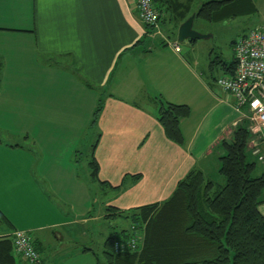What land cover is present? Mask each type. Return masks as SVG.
<instances>
[{
  "label": "crops",
  "instance_id": "obj_1",
  "mask_svg": "<svg viewBox=\"0 0 264 264\" xmlns=\"http://www.w3.org/2000/svg\"><path fill=\"white\" fill-rule=\"evenodd\" d=\"M262 1L238 0L233 8L252 14ZM260 16L231 39V60L232 42L264 25ZM172 28L146 26L134 0H0V194L22 195L21 206L8 207L14 215L0 207L10 223L0 224V238L25 231L37 264L62 249L53 243H77L74 228L84 227L77 234L85 235L104 220L105 239L116 231L119 217L108 218V206L127 211L160 203L194 168L223 181L220 141L238 124L250 130L249 154L258 160V172L264 170V130L211 71L203 76L194 54L197 40H186L193 55L184 53ZM223 61L219 57L217 64L227 75ZM160 100L189 107L180 120L181 144L168 139L157 120ZM88 129H94L96 179L89 162L85 170L79 167L77 156L78 135ZM94 181L110 192L96 214L90 202ZM258 209L264 216V202ZM74 248L76 258L94 254L90 247ZM14 254L19 264H30Z\"/></svg>",
  "mask_w": 264,
  "mask_h": 264
},
{
  "label": "trees",
  "instance_id": "obj_2",
  "mask_svg": "<svg viewBox=\"0 0 264 264\" xmlns=\"http://www.w3.org/2000/svg\"><path fill=\"white\" fill-rule=\"evenodd\" d=\"M193 2L153 0L159 24L172 26L175 34L179 22L192 13L194 19L207 22L241 13L233 8L238 0H200L196 9ZM222 65L232 73L234 57ZM99 110L100 105L93 119ZM189 113L186 104L160 100L157 120L168 139L183 142L180 120ZM250 138L248 127L238 124L228 139L220 141L223 154L218 172L223 181L207 178L194 168L160 203L127 211L108 206L106 216L119 217L126 225L105 239V264H264V216L258 209L264 202V170L258 172V160L249 154ZM89 165L96 179L98 166L94 158ZM0 224L10 225L1 210ZM132 226L143 233L141 248L116 252L114 241L130 236ZM13 249L11 239L0 238V264L20 263Z\"/></svg>",
  "mask_w": 264,
  "mask_h": 264
},
{
  "label": "rangeland",
  "instance_id": "obj_3",
  "mask_svg": "<svg viewBox=\"0 0 264 264\" xmlns=\"http://www.w3.org/2000/svg\"><path fill=\"white\" fill-rule=\"evenodd\" d=\"M264 2V1H262ZM200 0H194L192 7L193 9H196L198 5L200 4ZM263 4V3H261ZM260 13L264 14V4L260 8L259 11L253 12L252 14H239L236 16H229L219 21L214 22H207L205 20H202L200 18H196L193 22V28L195 30L201 31L202 34H207L209 37L202 38L197 40V45L195 47L194 54L197 56L198 61V69L200 71H203L204 75L209 76L210 71L211 74L216 77L215 80L222 76V70L219 65L217 64V59L221 57L222 59L226 60L227 62L231 60V54H230V41L235 36L240 33V30L243 31L248 28L251 20L259 19ZM258 14V15H257ZM180 45L183 47L184 53H189V55H193L192 51H190V46L188 45L187 41H181L179 42ZM209 64L214 66L212 69H209ZM218 65V66H217ZM5 66H0V78L2 74H4ZM94 134V129H88L86 131L81 132L79 137V145H78V151H80L77 156H79V167L84 168L85 170L86 163L90 161L91 159V152H92V146L91 144L94 142L95 138L91 139V136ZM1 137H5V135L0 134ZM16 138V137H15ZM22 139V138H21ZM27 138H23L22 143L25 141L26 145H28L25 148H32V143L29 142ZM88 166V163H87ZM91 192H92V199L91 203H93L94 209L92 213L96 214L100 206L102 205V202L109 197V191L101 190L97 183L94 181L91 184ZM27 197V196H25ZM48 199V197H46ZM22 200V195L15 196L14 199L10 198L6 194H0V207L5 208L8 210V212L11 215H14L16 213L15 211H11L8 209L9 206L14 205L15 202L21 206L20 202ZM41 198L37 197V203L41 204L40 202ZM16 205V204H15ZM32 205V204H30ZM22 214V212L25 211H19ZM26 214V213H23ZM107 220V219H106ZM106 222L104 220L97 221L92 224V228L88 226L89 232L84 234H77L81 229L78 230V228L72 227V231L74 235L77 237V243H71V242H55L52 245H62V249L56 253V255H53L49 259H46L44 264H105V258L103 254V248H102V242L106 237V233H108V229L106 226ZM116 230L120 229V227H124L126 225V221H124L121 218L116 219ZM1 227V226H0ZM68 228V227H67ZM69 230V229H67ZM86 230V229H85ZM84 248V247H90L92 248L94 254H87L85 257H74L76 252L75 248Z\"/></svg>",
  "mask_w": 264,
  "mask_h": 264
},
{
  "label": "built area",
  "instance_id": "obj_4",
  "mask_svg": "<svg viewBox=\"0 0 264 264\" xmlns=\"http://www.w3.org/2000/svg\"><path fill=\"white\" fill-rule=\"evenodd\" d=\"M134 2L142 22L159 32V15L153 0ZM172 46L175 51H180L177 42ZM232 49L235 62L233 72L218 77L216 83L234 97L237 107L246 106L252 113L254 122L264 130V25L256 26L246 34L236 37ZM253 152L258 154L259 149L255 147ZM132 228L130 236L114 241L113 248L116 252L141 248L143 233L133 226ZM11 234L14 251L30 264L39 263V255L29 235L17 229Z\"/></svg>",
  "mask_w": 264,
  "mask_h": 264
},
{
  "label": "water",
  "instance_id": "obj_5",
  "mask_svg": "<svg viewBox=\"0 0 264 264\" xmlns=\"http://www.w3.org/2000/svg\"><path fill=\"white\" fill-rule=\"evenodd\" d=\"M195 14L189 15L177 28L176 39L181 41H196L202 38H207L209 35L202 34L193 28Z\"/></svg>",
  "mask_w": 264,
  "mask_h": 264
}]
</instances>
